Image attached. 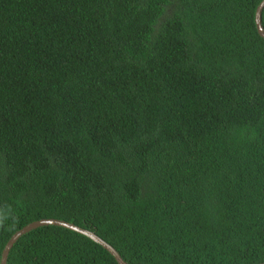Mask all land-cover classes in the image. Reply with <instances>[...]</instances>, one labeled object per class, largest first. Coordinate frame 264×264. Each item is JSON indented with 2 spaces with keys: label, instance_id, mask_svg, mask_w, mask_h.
I'll return each instance as SVG.
<instances>
[{
  "label": "trees",
  "instance_id": "1",
  "mask_svg": "<svg viewBox=\"0 0 264 264\" xmlns=\"http://www.w3.org/2000/svg\"><path fill=\"white\" fill-rule=\"evenodd\" d=\"M261 1L0 0V264L264 262Z\"/></svg>",
  "mask_w": 264,
  "mask_h": 264
},
{
  "label": "water",
  "instance_id": "2",
  "mask_svg": "<svg viewBox=\"0 0 264 264\" xmlns=\"http://www.w3.org/2000/svg\"><path fill=\"white\" fill-rule=\"evenodd\" d=\"M264 10V0L260 2L258 5L256 12H255V22H256V28L259 33V35L264 39V25L262 21V14ZM58 225L62 226L71 230H74L80 234L86 235L93 241L99 243L103 248H105L107 251L110 252L111 255L115 258V260L118 262V264H130L127 261L124 260L120 252L109 242H107L105 239H103L101 236L96 234L95 232L83 228L73 222L62 220L59 218H42L36 221H33L27 225H25L23 228L16 231L8 240L6 243L2 256H1V264H8V257L11 249L13 248L14 244L18 241V239L24 235L25 233L31 231L32 229H35L40 226L45 225ZM258 264H264V262L258 263Z\"/></svg>",
  "mask_w": 264,
  "mask_h": 264
},
{
  "label": "clouds",
  "instance_id": "3",
  "mask_svg": "<svg viewBox=\"0 0 264 264\" xmlns=\"http://www.w3.org/2000/svg\"><path fill=\"white\" fill-rule=\"evenodd\" d=\"M10 219V214L0 216V230H7L6 223Z\"/></svg>",
  "mask_w": 264,
  "mask_h": 264
}]
</instances>
